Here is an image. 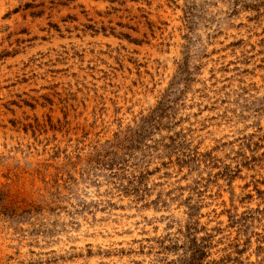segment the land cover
<instances>
[{
    "label": "rangeland",
    "instance_id": "obj_1",
    "mask_svg": "<svg viewBox=\"0 0 264 264\" xmlns=\"http://www.w3.org/2000/svg\"><path fill=\"white\" fill-rule=\"evenodd\" d=\"M0 264H264V0H0Z\"/></svg>",
    "mask_w": 264,
    "mask_h": 264
}]
</instances>
